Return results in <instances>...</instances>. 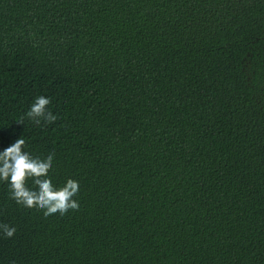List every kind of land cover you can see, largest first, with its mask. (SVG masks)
<instances>
[{
	"label": "trees",
	"instance_id": "trees-1",
	"mask_svg": "<svg viewBox=\"0 0 264 264\" xmlns=\"http://www.w3.org/2000/svg\"><path fill=\"white\" fill-rule=\"evenodd\" d=\"M19 138L80 208L0 181V264H264V0H0V151Z\"/></svg>",
	"mask_w": 264,
	"mask_h": 264
},
{
	"label": "clouds",
	"instance_id": "clouds-1",
	"mask_svg": "<svg viewBox=\"0 0 264 264\" xmlns=\"http://www.w3.org/2000/svg\"><path fill=\"white\" fill-rule=\"evenodd\" d=\"M50 103V98L36 97L25 116L37 125L42 121L54 123L58 117L48 110ZM25 116L18 123L23 124ZM25 145V139L19 138L0 151V181L8 184L9 198L24 208L42 211L45 218L78 211L80 204L74 197L79 194V182L68 178L65 184L57 186L49 176L55 152H50L46 158L34 157L24 151ZM16 231L15 227L0 222V233L5 238H12Z\"/></svg>",
	"mask_w": 264,
	"mask_h": 264
}]
</instances>
